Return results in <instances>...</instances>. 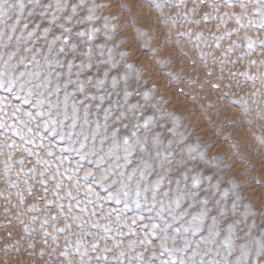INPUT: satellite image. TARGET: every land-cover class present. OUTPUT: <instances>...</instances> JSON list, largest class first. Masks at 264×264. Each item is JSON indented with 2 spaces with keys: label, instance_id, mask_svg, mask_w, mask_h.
<instances>
[{
  "label": "snow or ice",
  "instance_id": "snow-or-ice-1",
  "mask_svg": "<svg viewBox=\"0 0 264 264\" xmlns=\"http://www.w3.org/2000/svg\"><path fill=\"white\" fill-rule=\"evenodd\" d=\"M109 7L94 0H0V87L16 93L21 104L30 105V109L16 106L12 116L22 114L21 124L29 133L33 128L28 125L34 124L49 130L55 139L67 140L68 146L61 151H75L90 165L81 177L77 163L65 188L59 165L46 176L48 161L37 158L46 167L39 173L44 189L36 199H42L49 192L48 183L54 181L56 200H43L42 207L31 204L28 210L39 213L55 205L57 211L34 215L27 223L20 220L22 232L15 244L25 241L32 256L39 242L38 254L44 256L47 250L58 264H264V205L259 223L255 219L249 223L247 212L238 214L241 195L230 199L228 188L221 189L219 180L212 182L211 171H198V162L189 168L195 157L175 159L168 150L172 142L163 146L162 133L153 129L158 123L154 115L128 102L133 92L127 73L117 70L119 61L113 58L112 47L107 48L105 58L106 44L96 43L101 28L94 21L103 19L106 40L112 39L110 31L117 30L116 25L109 30L116 16L97 15L98 9ZM240 8H246L243 0ZM260 44L264 47V40ZM247 47L251 49L252 42ZM231 50L229 46L227 51ZM127 55L120 52L121 57ZM124 68L131 69L132 64L125 63ZM5 102L0 97V104ZM56 159L59 164L65 160ZM27 171L35 173L36 169ZM61 192L74 201L66 212L57 203ZM111 202L123 207L108 206ZM249 207L244 204L245 209ZM73 208L78 214H72ZM132 208L137 214L126 216L125 210ZM61 216L63 226L57 227L52 221ZM57 232L67 233L63 248L48 250L49 237L58 244ZM12 234L8 232L7 237ZM10 247L4 245L5 250ZM165 254L168 259H160ZM43 264H49V259Z\"/></svg>",
  "mask_w": 264,
  "mask_h": 264
},
{
  "label": "rangeland",
  "instance_id": "rangeland-1",
  "mask_svg": "<svg viewBox=\"0 0 264 264\" xmlns=\"http://www.w3.org/2000/svg\"><path fill=\"white\" fill-rule=\"evenodd\" d=\"M94 2L110 5L98 9L97 15L116 16L109 22V30L113 25L117 26L115 32L110 31V40L105 39L103 19L93 24L101 28L96 43L106 44L105 58L107 48L112 47L113 58L119 61L117 70L126 72L129 77L133 96L128 102L138 103L148 110L146 115H154L158 123L153 124V129L162 133L163 146H168L169 140L172 142L168 150L174 152L175 159L187 161L195 157L188 167L198 162V171H211L212 182L219 180L221 189L228 188L230 199L235 194L241 195L238 214L247 212L249 223L254 219L259 223V210L264 205V47L260 44L264 40V26H261L264 0H243L246 5L243 10L241 0ZM121 4L126 7L121 9ZM206 15L207 19L204 18ZM125 22L131 27H121ZM225 33L230 35L224 36ZM249 42H252L251 49L247 47ZM217 44L220 45L218 48ZM229 46L232 47L230 52L227 51ZM120 52L129 55L121 57ZM125 63L132 64V68L125 69ZM145 92L147 97L142 95ZM0 97L6 98V102L0 104V264H20L21 261L43 264L45 259H49V264H58V259L48 257L47 250L44 256L38 254L39 242L32 256L28 255L32 250L27 249L25 241L15 244L22 232L20 220L27 223L34 215L44 216L57 211L55 205H49L39 213L28 210L31 204L42 207L43 200H56L52 193L54 181L47 185L49 192L42 199H36L44 189L39 183V173L46 167L37 163V158L48 161L46 176L52 175L59 165L65 188L70 186L67 176L77 163L81 166V177L90 165L87 160L81 161L75 151H61L68 146V141L55 139L49 130L30 124L28 127L33 131L29 133L21 124L25 119L23 115L12 116L16 106L30 109V105L21 104L16 93L0 87ZM169 128L173 131L168 132ZM49 151L52 156L47 155ZM57 157H64V163L59 164ZM6 163L9 165L7 170ZM30 168H35V173H29ZM229 179L232 184L228 183ZM60 195L62 199L57 203L63 204L66 212L67 206L74 201L63 197V192ZM20 197H23V204ZM244 204L250 207L245 209ZM108 206L123 207L114 202ZM253 213H256L255 217ZM72 214H78V209L73 208ZM124 214L131 217L137 213L132 208ZM52 223L62 227L64 218L58 217ZM8 232L13 233L10 238ZM55 235L59 238L58 244L49 237L48 250L63 248L67 233ZM151 239L158 243L156 237ZM5 244L11 247L5 250ZM160 259H168L167 254Z\"/></svg>",
  "mask_w": 264,
  "mask_h": 264
}]
</instances>
